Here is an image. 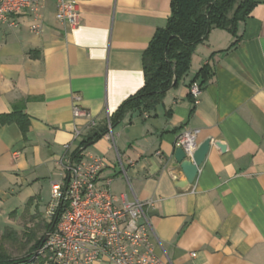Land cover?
Listing matches in <instances>:
<instances>
[{
  "label": "crops",
  "instance_id": "0c3cea01",
  "mask_svg": "<svg viewBox=\"0 0 264 264\" xmlns=\"http://www.w3.org/2000/svg\"><path fill=\"white\" fill-rule=\"evenodd\" d=\"M170 3L80 0L71 30L46 0L39 34L29 13L16 27L0 23V115L20 108L29 121L24 135L0 125V235L16 231L24 212L40 211L61 180L64 146L76 149L74 127L84 124L73 117L72 96L99 126L143 86L142 54L166 26ZM206 64L211 77L195 80V102L189 86ZM184 131L196 132V146L211 141L192 184L173 158ZM84 154L108 161L100 178L114 195L152 201L145 215L164 264H264V3L238 23L236 37L212 29L154 110L128 112Z\"/></svg>",
  "mask_w": 264,
  "mask_h": 264
},
{
  "label": "built area",
  "instance_id": "2783aa9c",
  "mask_svg": "<svg viewBox=\"0 0 264 264\" xmlns=\"http://www.w3.org/2000/svg\"><path fill=\"white\" fill-rule=\"evenodd\" d=\"M46 0H0V23L16 27V18L29 13L35 23L33 33L42 31L41 9ZM80 0H54L56 23L63 29H75L80 23ZM199 85L189 87L191 98L197 102ZM81 97L72 96L74 119L84 124L75 126L73 141L97 126L91 114L80 107ZM196 132L184 131L175 141L188 155L196 147ZM70 144L64 146L59 160L60 181L53 183L51 201L46 210L50 221L57 214V224L49 233L38 254L45 264H164L152 251V228L145 209L151 200L128 201L114 195L110 179L100 178L109 166L103 157L86 156L76 162L70 158Z\"/></svg>",
  "mask_w": 264,
  "mask_h": 264
},
{
  "label": "trees",
  "instance_id": "16d2710c",
  "mask_svg": "<svg viewBox=\"0 0 264 264\" xmlns=\"http://www.w3.org/2000/svg\"><path fill=\"white\" fill-rule=\"evenodd\" d=\"M261 3H264V0H171L166 26L156 32L142 54L143 86L117 108L108 118V122L96 126L82 136L70 158L79 162L86 149L117 126L128 112L154 110L165 93L187 74L196 46L207 39L210 31L224 30L236 37L238 23L245 21L252 10ZM236 42L234 41L229 49L233 48ZM210 77L211 72L206 64L198 71L191 84L201 78L202 85ZM11 123L19 127L22 135L29 126L28 118L20 108L0 115V125ZM27 205L29 206V202ZM56 224L57 214L43 224L45 233L40 237L30 230L18 234L14 229H5L0 235V264H33L35 256L36 260L39 259V254L36 253L43 246L44 236L50 233ZM7 243L12 247L18 246V255H11L6 250Z\"/></svg>",
  "mask_w": 264,
  "mask_h": 264
},
{
  "label": "water",
  "instance_id": "95a60500",
  "mask_svg": "<svg viewBox=\"0 0 264 264\" xmlns=\"http://www.w3.org/2000/svg\"><path fill=\"white\" fill-rule=\"evenodd\" d=\"M210 142V139L204 140L195 147L190 155L186 153L185 147L183 146L175 148L173 158L184 175L187 184H192L194 181L198 173V168L201 166L206 154L209 151ZM48 235L49 233L44 236L42 244L47 240ZM36 255H38V252Z\"/></svg>",
  "mask_w": 264,
  "mask_h": 264
},
{
  "label": "rangeland",
  "instance_id": "374dc122",
  "mask_svg": "<svg viewBox=\"0 0 264 264\" xmlns=\"http://www.w3.org/2000/svg\"><path fill=\"white\" fill-rule=\"evenodd\" d=\"M51 201L50 192L47 191L43 197V202L41 204L40 211H36L34 215H29V212H24L21 218L18 220L16 224V231L18 234H22L23 231L30 230L31 232H35L37 237L42 236L45 233L44 228L42 227L43 224L47 223L49 220L46 217V207L48 206L49 202ZM6 250L14 256L18 255V251L16 249L18 246L12 247L10 244H5ZM23 254V253H22ZM39 259L36 260L37 256L33 258V264H45V257L42 255H38Z\"/></svg>",
  "mask_w": 264,
  "mask_h": 264
}]
</instances>
